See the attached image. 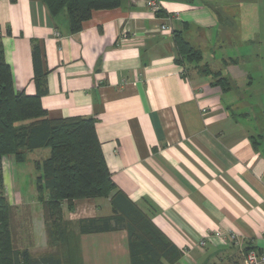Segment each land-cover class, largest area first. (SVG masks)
Instances as JSON below:
<instances>
[{"label":"crops","instance_id":"crops-1","mask_svg":"<svg viewBox=\"0 0 264 264\" xmlns=\"http://www.w3.org/2000/svg\"><path fill=\"white\" fill-rule=\"evenodd\" d=\"M160 1L164 15L153 14L146 0H124L95 10L74 33L67 15L52 16L42 0H0L6 60L15 87L35 94L32 54L40 45L44 107L51 117L96 118L114 182L182 250L174 264H247L244 247L264 250V94H247L253 78L240 63L251 62L247 49L238 56L227 51L242 50L237 10L254 0ZM182 28L203 52L198 65L221 70L235 88L224 91L211 84L213 75L177 63L173 31ZM221 49L227 55L217 57ZM35 151L28 159L36 169L50 152ZM6 159L7 195L26 211L31 203L11 190L15 162ZM112 213L110 198H82L65 217ZM26 218L33 236L41 226ZM218 229L238 240L209 237ZM44 242L40 253L29 244L23 249L39 260L53 251L48 236ZM79 254L81 264H132L126 229L80 235Z\"/></svg>","mask_w":264,"mask_h":264},{"label":"trees","instance_id":"trees-1","mask_svg":"<svg viewBox=\"0 0 264 264\" xmlns=\"http://www.w3.org/2000/svg\"><path fill=\"white\" fill-rule=\"evenodd\" d=\"M42 1L52 16L65 13L75 33L82 30L95 10L119 7L124 0ZM158 15H164V10ZM184 29L173 31L177 63L186 67L194 64L201 73L213 75L211 84L224 91L235 88V82L221 70L213 71L208 64L198 65L203 60V52L185 36ZM2 36L0 24V264H81L80 235L118 229L128 232L132 264L178 262L183 256L182 250L114 182L97 134L96 118L49 115L42 103L47 93V71L43 68L40 45L34 43L32 54L37 92L29 94L15 87ZM253 142L258 145L255 137ZM46 148L50 149L49 156L36 162V189L48 244L53 251L38 260L29 249L16 245L19 211L7 195L3 162L11 157L16 164L26 163L30 152ZM82 198H110L113 213L76 222L66 219L65 211L74 210L75 201ZM250 249L261 250L246 246L242 253Z\"/></svg>","mask_w":264,"mask_h":264},{"label":"rangeland","instance_id":"rangeland-1","mask_svg":"<svg viewBox=\"0 0 264 264\" xmlns=\"http://www.w3.org/2000/svg\"><path fill=\"white\" fill-rule=\"evenodd\" d=\"M196 1L199 2V0ZM237 12H239L238 17L241 21L239 26L241 29L242 38H244L245 42L244 45L239 47L240 49H242L239 50V52L229 50L227 51V53H229V56H238L240 52L242 53L247 49L246 54H248L249 56L246 58H250L252 60L250 63H248L247 60L243 59V61L240 62L241 68L245 69L247 72H250L253 78L252 84L250 86H247V94H251L253 97L257 98L259 92L264 94V0H254L250 3H246L245 5L239 7V10H237ZM234 45L236 44L234 43ZM204 52L207 53V50L205 49ZM209 55L210 54H207L206 56ZM224 55H227L224 49L223 51L221 49L217 53V57H222ZM203 65L205 64H200V67ZM248 80L250 81V79ZM47 152H50V149H39L33 154H35L36 156H38L37 154L48 155ZM6 160L7 159H5L3 162L5 169L7 168ZM31 163L32 159L22 164L15 163V167H13V174H10L11 190L14 189L17 192L21 193L25 200L28 199L31 203V206L28 207L26 211L24 209H20L18 212L19 216L16 245L23 248L29 244L34 248L36 253H40L43 250L41 244H43L42 242H44L45 238H47V234L43 227L44 217L42 204L37 199L36 178L38 172ZM13 175L15 179H12ZM8 186L9 184L7 183V188ZM23 213L26 214V217L28 216L36 219L41 226L40 228H36V232L33 234V236L28 223L29 220L26 217L25 219L23 218ZM25 226H28V228L26 229ZM34 236L36 242H38L37 245L32 241V238H34Z\"/></svg>","mask_w":264,"mask_h":264},{"label":"built area","instance_id":"built-area-1","mask_svg":"<svg viewBox=\"0 0 264 264\" xmlns=\"http://www.w3.org/2000/svg\"><path fill=\"white\" fill-rule=\"evenodd\" d=\"M148 8L152 11L153 14L158 15L159 11L163 9L162 3L160 0H146ZM171 19V18H168ZM171 25L163 24L162 30L171 31ZM217 237L220 240H226L227 237L232 241L238 240V235L236 233L224 232L222 229L214 230L212 234H209V237ZM201 245H205V239L200 240ZM243 251V250H242ZM247 264H264V250L250 249L243 253Z\"/></svg>","mask_w":264,"mask_h":264}]
</instances>
